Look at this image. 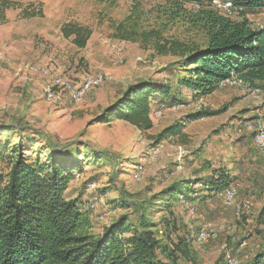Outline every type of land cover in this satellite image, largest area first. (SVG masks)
Instances as JSON below:
<instances>
[{"label": "rangeland", "instance_id": "1", "mask_svg": "<svg viewBox=\"0 0 264 264\" xmlns=\"http://www.w3.org/2000/svg\"><path fill=\"white\" fill-rule=\"evenodd\" d=\"M174 3L0 0V49L6 47L9 62L46 66L75 84L85 75L104 77L103 85L79 104L65 100L63 105H49L43 95L27 103L13 101L8 110L0 108V126L18 124L31 130L34 149L47 140L70 151L68 161L81 170L72 174L66 196L84 202L92 234H102L121 217L139 229L144 218L160 245L169 251L177 239H191L188 257L176 254L175 264H224L226 255L249 264L264 248V157L256 151L244 125L264 117V83L253 88H218L195 101L183 94L172 106L153 104V127L145 134L119 120L94 121L136 83L154 79L175 86L181 77L177 70L181 53L206 43L197 20L193 22L198 12L216 11L234 21L245 18L253 28L264 26V10L236 9L233 15H226L212 6L182 4L179 12ZM79 30L89 33L83 49L63 35V31ZM104 39L123 42L122 50L112 51L102 43ZM155 42L165 53L156 50ZM1 67L0 87L12 74L11 67ZM3 101L0 95V103ZM202 108L220 113L189 119ZM172 126L178 127L179 134L166 136V129ZM159 135L166 137L157 142ZM15 137L13 132L0 131L1 141L9 139L12 145ZM4 167L0 163V170ZM221 168L233 179L231 185L239 200L252 205L250 210L236 216L234 209L222 206L218 195L202 200L198 199L200 192L191 205L173 201L167 206L160 198L172 184L207 178ZM204 222L219 234L217 240L198 247L192 235ZM156 253L167 261L166 255Z\"/></svg>", "mask_w": 264, "mask_h": 264}, {"label": "trees", "instance_id": "2", "mask_svg": "<svg viewBox=\"0 0 264 264\" xmlns=\"http://www.w3.org/2000/svg\"><path fill=\"white\" fill-rule=\"evenodd\" d=\"M213 1L229 2L241 10H264V0H174V5L181 12L182 4L210 7ZM196 20L206 43L181 53L177 67L181 77L175 86L154 79L136 83L94 121L119 120L145 134L153 127V104L176 105L183 94L194 101L206 98L230 77L250 88L264 83V26L253 28L245 18L234 21L211 10L198 12L193 22ZM63 35L80 49L85 48L89 37L87 31L80 30L63 31ZM154 44L160 54L165 53L158 42ZM219 113L202 108L189 119ZM0 131L16 136L12 145L9 139L0 140V163L5 166L0 170V264H175L176 254L188 257L191 239H177L169 251L160 245L144 218L139 229L121 217L102 234H92L90 212L84 209V202L66 196L72 174L81 170L77 163L68 161L70 151L47 140L34 149L35 133L18 124H3ZM166 132V136H175L180 131L172 126ZM166 136L159 135L157 142ZM232 182L228 171L221 168L207 178L172 184L160 198L167 206L173 201L191 205L199 198L219 195ZM198 192L201 196L197 199ZM164 225L169 228V221ZM157 251L166 255L167 261L160 259ZM249 264H264V248Z\"/></svg>", "mask_w": 264, "mask_h": 264}, {"label": "built area", "instance_id": "3", "mask_svg": "<svg viewBox=\"0 0 264 264\" xmlns=\"http://www.w3.org/2000/svg\"><path fill=\"white\" fill-rule=\"evenodd\" d=\"M211 6L226 15H233L236 10L231 3L223 1H213ZM102 43L116 53L122 50L123 42H112L109 39H104L102 40ZM6 53V47H2L0 49V74L2 72L1 65L9 62L6 57ZM118 62L122 63L121 60ZM15 71L17 73L27 72L38 74L42 78H45L47 80V84L43 90V99L49 105H54L62 100H68L72 103L79 104L83 102L92 90L101 87L104 83V77L102 75H85L80 83L75 84L70 79L56 73L49 67L27 63L15 64ZM238 85L245 84L236 77H230L220 83L218 88L224 89ZM244 126L249 132L251 142L256 151L264 157V117L258 118L252 123H245ZM218 196L222 206L224 208L234 209L236 216L250 210L252 207L248 201L239 200L238 191L232 185L224 189ZM189 211L193 213V207H191ZM218 234L219 230L213 227L210 223L204 222L194 231L192 238L196 246L203 247L209 242L217 240ZM224 262V264H240L239 261L229 255L225 256Z\"/></svg>", "mask_w": 264, "mask_h": 264}, {"label": "crops", "instance_id": "4", "mask_svg": "<svg viewBox=\"0 0 264 264\" xmlns=\"http://www.w3.org/2000/svg\"><path fill=\"white\" fill-rule=\"evenodd\" d=\"M2 65L5 66V68L11 67L12 69L11 78L7 80L6 85L0 87V95L2 96V100L5 99V101L0 103V108L2 111L8 110L11 107V102L13 101H21L22 99V101L27 103L32 101L34 98L37 99L38 95H43L44 87L47 84V80L45 78H42L38 74L17 73L15 71V64L11 62H7ZM64 101L65 100H62L61 102L56 103V105H63ZM87 103H89V101H86L85 104Z\"/></svg>", "mask_w": 264, "mask_h": 264}]
</instances>
